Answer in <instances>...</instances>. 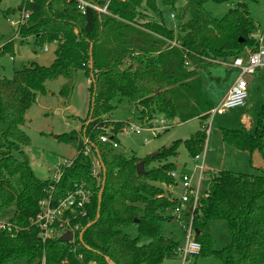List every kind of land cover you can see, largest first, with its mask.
Listing matches in <instances>:
<instances>
[{"label": "trees", "instance_id": "trees-1", "mask_svg": "<svg viewBox=\"0 0 264 264\" xmlns=\"http://www.w3.org/2000/svg\"><path fill=\"white\" fill-rule=\"evenodd\" d=\"M178 1L163 0L165 7L177 12L178 31L163 23L158 0H146V7L162 22L146 21L143 0H103L98 3L102 7L108 4L109 14L90 9L86 15L73 0L27 2L31 16L20 35L35 38L39 47L58 43L59 49L51 66L35 64L16 72L12 79L0 77V213L14 208L9 221L19 227L14 236L0 230V264L20 260L26 264H164L179 257L182 241L164 234V224L173 221L164 215L178 201L165 196L159 185L175 184L170 174L178 165L171 160L178 158L182 145L193 158L205 151L209 113L216 105L202 90L199 72L242 57L246 51L255 53L260 45L247 4L238 3L217 19L205 6L223 5L228 0H185L177 10ZM23 7L24 0L21 10ZM2 41L0 36V44ZM7 54L15 56L13 40L3 46L2 56ZM80 71L92 81L88 117L81 131L57 137L60 143L77 145L78 155L70 167L63 168L59 183L40 180L27 156L22 160L13 156L14 151L31 144L23 130L26 115L38 94L47 93L48 81L66 79L60 95L68 98ZM122 98L136 104L144 118L156 114L173 124L200 119L202 129L145 161L137 156L127 158L117 153L112 142L120 144L118 134L130 125L106 119L115 110L113 102ZM103 136L111 143H103ZM222 141L239 152L258 151L264 160V105L254 133L246 128L222 129ZM99 159L107 171L101 205L104 172L100 166L97 173ZM153 161L163 164L138 175V164L145 162L146 167ZM77 186L92 193L87 217L75 221L81 226L79 235L97 220L100 207L98 222L85 232L83 242L79 235L75 243L43 241L31 224L39 202L49 194L66 197ZM192 206L189 203V218ZM213 222L227 224L232 244L223 250L215 248ZM134 226L139 232L135 239L124 232ZM194 228L202 247L195 259L264 264V170L260 176L221 171L205 181L194 212Z\"/></svg>", "mask_w": 264, "mask_h": 264}, {"label": "rangeland", "instance_id": "rangeland-1", "mask_svg": "<svg viewBox=\"0 0 264 264\" xmlns=\"http://www.w3.org/2000/svg\"><path fill=\"white\" fill-rule=\"evenodd\" d=\"M103 1V0H97ZM23 0H0V36L4 44L15 42V56L11 60V55H0V77L12 79L16 72L32 65L51 66L56 59V52L59 49L58 43L46 44L43 47L36 46L35 38H23L20 35V27H13L12 20L20 19L22 10L20 6ZM185 0H179L177 10L185 5ZM238 3H245L248 6L251 18L255 22L258 30L256 36L264 37V0H228L226 4L216 5L208 3L206 10L217 19H222L229 10ZM143 13L146 14V21L162 20L146 7V0H143ZM158 7L163 12V23L171 30L178 31L177 12L170 7H165L163 0H158ZM175 16V18L172 17ZM26 25V24H25ZM46 49H48L46 51ZM137 64V63H136ZM130 65V63L128 64ZM254 75L247 76V80ZM68 83L64 78L46 83V94H38V98L33 107L26 115V124L23 130L31 139L29 146H24L20 151H14L13 156L22 160L27 156L30 160L32 170L37 178L43 181H53L59 175V168H62L66 161H72L78 155L77 145L63 144L57 139L58 136L70 133L72 131H81L84 121L88 117L90 110V88L92 81L83 71L77 73L73 80V90L68 98L60 95L62 88ZM264 86V84H263ZM257 78L253 82V87L249 88V98L247 104L243 107L227 112L225 115L217 116L213 120L210 130V136L207 141V152L210 153L209 161L214 170H230L235 173L260 176L264 170L263 157L257 153L255 161L250 163L249 154L239 152L234 148L224 144L221 137L222 129L239 130L244 128L243 116L246 110H250V115L255 122L254 129L258 121L259 112L264 105V87ZM115 110L106 119L114 123H128L130 128L118 134L119 147L117 153L132 158L137 156L145 161L150 156L158 154L162 149L169 148L175 142H185L194 137L203 126L200 119L191 120L184 124H173L171 129L163 134L154 137L151 133L144 132L143 135H137L135 129H146L152 126L155 118L160 119V115L143 117L137 111V106L126 98L116 99L113 102ZM210 123H207L209 125ZM1 152V150H0ZM262 157V158H261ZM176 165L181 168L178 172L192 174L195 168V162L184 145L179 149V156L172 159ZM162 161H153L145 169H153L162 165ZM208 165V164H207ZM101 167L97 165V173H100ZM210 174V173H209ZM214 174V173H212ZM216 175V173H215ZM210 178L208 174L205 175ZM166 194L173 191L171 186H165ZM178 190H175L177 192ZM14 208L0 213V221H9L15 214ZM165 217L172 215L167 211ZM131 238L139 236L137 226L124 230ZM164 234L168 238L176 241L183 240V234L180 225L177 223L164 224ZM211 234L215 241V248L223 250L232 244L231 236L225 222H213L211 225ZM9 264H26V260L13 261ZM164 264H183L181 256L166 261ZM187 264H220L218 260L212 257L192 258Z\"/></svg>", "mask_w": 264, "mask_h": 264}, {"label": "built area", "instance_id": "built-area-1", "mask_svg": "<svg viewBox=\"0 0 264 264\" xmlns=\"http://www.w3.org/2000/svg\"><path fill=\"white\" fill-rule=\"evenodd\" d=\"M73 1L77 4L78 10L83 15H86L90 9L102 14H109L108 4L102 7L97 0ZM27 2H29V0H24V7L20 19H18V21H11L13 27L21 28L30 19L31 12L27 10ZM172 17L175 18L174 15H172ZM255 37L260 45L257 52L253 53L251 51H246L242 57L221 63L227 68L238 69L240 71V76L230 90L227 98L223 102L217 104L209 113V120L207 123L210 124L208 125L207 136L210 135L215 117L225 115L229 111L243 107L249 98V83L246 77L255 75L259 69L264 67V37L256 35ZM176 45V43H173V46ZM2 49L3 46L0 47V55ZM47 50L48 49H46V51ZM11 60H13V57H11ZM151 123H153L152 126L146 129H135V133L137 135H143L144 132H148L154 137H158V135L169 131L173 125L172 122L163 116H161L160 119L155 118ZM101 141L103 143H111V139L108 136H103ZM112 144L116 149L119 147L117 142H112ZM88 152H86V154ZM193 159L196 163L194 173L181 174L178 171H174L170 174V177L175 181L172 187L180 186L182 188V194L176 199L178 204L174 208L168 210V212L172 215L173 222L180 225V230L183 234L182 245L179 248V256L182 257L183 264H187L189 259L199 255L202 250L201 244L196 240L194 212L199 207L203 184L209 179L205 176L207 174L205 151ZM70 166L71 162L66 161L62 168H59V175L56 176L53 181L59 183L62 178L63 168ZM91 197L92 193L84 186H77L73 192L62 198L57 197L55 194H49L39 202V212L31 221V224L39 230L40 237L45 242L60 240L68 233H71L73 235V241L70 243H75L81 232V226L76 224L75 221L78 217H87V206L91 202ZM191 202L193 206L189 218V203ZM186 215H188L187 219ZM0 230L7 235L14 236L19 231V227L10 221H0ZM80 259H82V257Z\"/></svg>", "mask_w": 264, "mask_h": 264}, {"label": "crops", "instance_id": "crops-1", "mask_svg": "<svg viewBox=\"0 0 264 264\" xmlns=\"http://www.w3.org/2000/svg\"><path fill=\"white\" fill-rule=\"evenodd\" d=\"M239 76H240V71L238 69L227 68L225 65H223L221 63L217 64V66H215V67L210 68L209 71L199 72L202 90L208 95V97L211 99V101L215 105L223 102L227 98L230 90L235 85ZM213 78L218 79L219 83H217L215 80H213ZM257 78L260 79V82L262 83V86H263V84H264V67L259 69L258 72L254 76H252L248 79L250 89L253 87V82H255V80ZM215 118H214V120H215ZM244 123H246V124H244ZM243 124L245 125L244 128H246L247 130H249L252 133V130L254 129V126H255V122L253 121V119L250 115V110H246V112H244ZM256 126H257V124H256ZM255 129H256V127H255ZM209 136H208V138H209ZM221 137H222V132H221ZM207 141H208V139H207ZM206 146H207V143H206ZM210 153H211L210 151H209V153L207 152V148L205 147L207 174L209 177H212L215 175V173L217 174L221 171H230V170H218L217 171V170L210 168V167H212V164H211L212 162L209 161ZM257 153L260 154V152H258V151L255 152L254 154L247 153V154H249L250 163L255 161L256 158H258V157H256ZM172 162H174V161H172ZM180 168H181V166L178 165L177 171H179ZM194 171H195V168H194ZM194 171H193V173H194ZM231 172H233V171H231ZM179 173L184 174L186 172H179ZM212 173H214V174H212ZM233 173H235V172H233ZM159 186L162 187L163 189L165 187L164 185H159ZM172 189H173V191H170L168 194H166V192H165V196H167L171 200H176L182 194V188L180 186H177V187L175 186V187H172ZM175 190H178V191L175 192ZM172 223L175 224V222H173V221H172Z\"/></svg>", "mask_w": 264, "mask_h": 264}, {"label": "water", "instance_id": "water-1", "mask_svg": "<svg viewBox=\"0 0 264 264\" xmlns=\"http://www.w3.org/2000/svg\"><path fill=\"white\" fill-rule=\"evenodd\" d=\"M91 53H92V49H91ZM92 62L93 61H91V68H92ZM92 79H93V82H94V76L92 75ZM94 104H95V94H94V97H93V100H92V105H93V108H94ZM92 113H93V109H92ZM92 113H91V117H90V120H89V122L87 123V125H89L90 124V122L92 121ZM157 154H154V155H152V157H155ZM99 164H100V166L103 168V172H104V181H103V187H102V190H101V193H100V195H99V205H101V202H102V196H103V193H104V190H105V183H106V173H107V171H106V168H105V166L102 164V162H101V159H99ZM137 173H138V175H143V174H145L146 173V170H145V162H141L140 164H138V166H137ZM100 207H99V211H98V217H97V220L96 221H94L93 223H91L81 234H80V240H81V242H83V237H84V234H85V232L89 229V228H91L93 225H95L97 222H98V220H99V218H100ZM60 241L62 242V243H70V242H72L73 241V235L71 234V233H68L67 235H65L64 237H62L61 239H60ZM110 264H113L112 262L110 263Z\"/></svg>", "mask_w": 264, "mask_h": 264}]
</instances>
